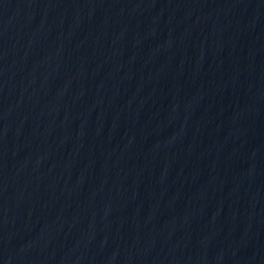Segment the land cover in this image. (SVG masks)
Returning a JSON list of instances; mask_svg holds the SVG:
<instances>
[{"label":"water","instance_id":"1","mask_svg":"<svg viewBox=\"0 0 264 264\" xmlns=\"http://www.w3.org/2000/svg\"><path fill=\"white\" fill-rule=\"evenodd\" d=\"M0 264H264V0H0Z\"/></svg>","mask_w":264,"mask_h":264}]
</instances>
